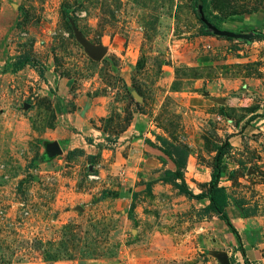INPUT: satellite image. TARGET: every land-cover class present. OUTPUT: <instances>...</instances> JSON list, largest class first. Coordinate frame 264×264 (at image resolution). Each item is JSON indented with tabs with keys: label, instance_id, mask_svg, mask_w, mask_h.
Segmentation results:
<instances>
[{
	"label": "rangeland",
	"instance_id": "rangeland-1",
	"mask_svg": "<svg viewBox=\"0 0 264 264\" xmlns=\"http://www.w3.org/2000/svg\"><path fill=\"white\" fill-rule=\"evenodd\" d=\"M205 13L220 29L264 33V0H207ZM75 30L105 56L93 59ZM243 43L204 34L194 0H0V264H206L221 254L227 234L205 212L207 201H189L163 181L174 163L156 147L161 176L139 170L130 150L143 148L135 139L147 134L186 158L185 180L199 194L208 184L194 182V166L213 165L226 137L242 133L243 151L224 157L220 185L264 248V41ZM60 81L70 93L110 100L109 116L94 122L107 137L74 160L86 170L71 189L49 172L36 183L37 174L5 164L13 159L7 143L19 147L7 139L16 119L42 134L76 108ZM209 87L218 91L214 108L199 107L196 96L186 103ZM254 115L263 119L252 129ZM140 119L145 132L127 138L118 158H105L101 149L117 150L115 135Z\"/></svg>",
	"mask_w": 264,
	"mask_h": 264
},
{
	"label": "crops",
	"instance_id": "crops-1",
	"mask_svg": "<svg viewBox=\"0 0 264 264\" xmlns=\"http://www.w3.org/2000/svg\"><path fill=\"white\" fill-rule=\"evenodd\" d=\"M247 45H251L252 43H243ZM60 93H63V97L67 98L68 96L70 98H74V102L76 105V108L74 110L70 111H63V114H61V118L57 121L55 128L53 130H48L45 133H38L32 130L30 124H28V120H25L23 118L16 119L14 123L10 124V128L8 133L12 130L13 137H11L12 133L9 134L8 141L12 142L14 141L15 144H19L18 148H15L16 146L8 142V146H6V156L10 159V163H5L7 167L11 164L17 167L19 171V175H28V174H37L35 176L34 182H39L40 179H45V177H41L44 174H47L48 172L53 174V177L56 175L59 179V186L62 188H69L71 189L75 185H79V179L80 174L83 173L86 170L85 164L83 161H74L75 159H81L88 156H92L90 153L92 149L96 150L97 147H99L104 142V137H107V133L102 130L98 124H95L94 122H98L100 119H105L110 114V100L108 97H99V98H89V97H83L82 95H78L79 91L76 92H69V89L67 88V83L60 81ZM217 89H214L213 87H209V94H199V93H192L191 99H187V104L191 105L193 104L195 100V96L202 99V103H199V107L205 106L206 108H214L213 103V96H217ZM197 106V105H196ZM206 110V109H204ZM144 117L143 115H141ZM263 119V117H258L254 120H249L250 126L252 127L253 124H258L257 122L259 120ZM143 119H140L138 122L139 124L136 125L135 123L131 122L129 126L124 128L119 135H115L117 137V144L118 148L117 150H107L104 147L101 149L103 151V155L105 158L110 157V160L116 159L119 157L120 152H124V149L126 145L129 142H126L125 140L132 136L133 134L139 135L140 133H144L146 128L143 125L144 121H141ZM261 122V121H260ZM22 128L21 132H18V128ZM154 127V126H152ZM253 129V127H252ZM247 132L248 129H245ZM257 131V130H256ZM255 132V131H254ZM7 133V134H8ZM242 133H234L230 135L229 142L231 144V150L233 152L243 151L242 143L240 135ZM150 134H147L146 137L148 140L153 142L157 147L163 148L158 142L154 141L150 136ZM193 135V133H192ZM237 137V140L233 137ZM246 137H243L245 139ZM135 139V138H134ZM145 140L147 139H140L136 138L135 141L142 143L143 148H132L131 151V157H137L139 159L138 165L139 170L145 173L157 172L158 175L161 176V168L163 167V161L162 157L159 154V148L158 150L156 147L152 148L146 144ZM120 141H123L121 143ZM31 142V145H30ZM32 142L34 146H32ZM195 142H197L196 146L200 147V140L199 136H196L192 138L191 143L195 145ZM53 144H58L61 152L58 155H52L50 153V146ZM28 145H30L28 147ZM20 146H22V149H20ZM24 148L27 150L25 151ZM99 151L100 149L97 148ZM73 151H79L75 154L73 153L72 160H68L67 155L72 153ZM95 152V151H94ZM21 153H24L25 155H21ZM112 153H115L114 155H111ZM128 153V150H127ZM51 154V155H50ZM216 155V154H215ZM19 157V160L17 159ZM41 158L40 160H37L36 158ZM61 157V159H59ZM84 157V158H83ZM37 165L39 168L37 169H31L30 165ZM87 166L89 168L91 167L92 163H89L86 161ZM118 162L111 161L110 162V168L111 172L115 169ZM192 166V165H191ZM189 167V163H188ZM193 167V166H192ZM200 166L196 165L194 166L196 173L193 175V180L197 184H208L211 180V172L213 165H210L209 167H205V169H198ZM101 171L103 172V168L100 166ZM204 168V167H200ZM167 168H164L166 170ZM173 169H170L172 171ZM227 172V171H226ZM39 173V174H38ZM41 173V175H40ZM43 174V175H42ZM107 174V173H104ZM226 174V173H225ZM23 176V175H22ZM40 176V177H39ZM105 176V175H104ZM225 176V175H224ZM224 176L222 178H224ZM55 178V177H54ZM102 175L100 174V179L97 182V185L103 186L105 179H102ZM110 181L113 179L111 177H108ZM187 181V180H186ZM114 182V181H112ZM162 182V181H161ZM189 184V183H188ZM191 187V185H189ZM221 186V185H220ZM193 190V187H191ZM193 192L196 194V192L193 190ZM185 197V196H184ZM189 201H197V200H190L187 197H185ZM207 203L205 206L209 204L208 200H206ZM227 213L234 224L236 230L239 233L240 236V243L237 240V238L232 234V232L228 229L226 224L221 221L218 217L217 219L220 222V225L222 227V230H220L221 235H226L227 245L226 249H222V254H225L228 257V264H264V248L261 244H259L260 236H255V234H250L251 232L246 228L247 231L245 232L242 228V226L248 221V219H245L240 214V211L235 208L234 206L229 205L227 207ZM245 232V233H244ZM229 233V234H228ZM253 235V236H252ZM241 246V248H240ZM208 260L206 264H222L218 256H215V259ZM204 264V263H203Z\"/></svg>",
	"mask_w": 264,
	"mask_h": 264
},
{
	"label": "trees",
	"instance_id": "trees-1",
	"mask_svg": "<svg viewBox=\"0 0 264 264\" xmlns=\"http://www.w3.org/2000/svg\"><path fill=\"white\" fill-rule=\"evenodd\" d=\"M202 1L204 3V13H205V7L207 5V0H202ZM194 3H195V13L197 14V10H196L197 0H194ZM205 17L208 21L212 23V21L206 15V13H205ZM198 19L200 20L199 17ZM200 22L202 24V32L206 35L214 36L212 32L208 30L207 26L201 20ZM250 32L255 33V36L252 39H250L249 41H239V42L251 43L254 40L264 41V33L260 31H256V30L239 31V33H250ZM227 39L234 40V39H229V38ZM258 117H260V115H254L250 118V120H254ZM229 138H230V135L226 137L224 142L217 149L216 155L214 156V161H213L211 180L208 183V187L206 191H203L199 194H195L192 188L189 186V184L185 180L184 170L187 166L186 158L179 156V154H173L167 149L159 148L148 139L145 140V142L149 146L159 148V150L162 151L174 163L175 169L173 171L166 172V177L165 179H163V181L172 183L182 195H184L190 200H197V201L208 200L209 204L204 208L205 212L214 213L221 221H223L226 224L228 229L232 232V234L237 238V240L240 243L241 239H240L239 233L236 230L234 224L232 223L227 213V207L230 205V197L227 194L225 187L220 186V180L226 173V167H225V164L223 163V159L228 154L229 150L231 149ZM76 152H79V151H73L72 153H76Z\"/></svg>",
	"mask_w": 264,
	"mask_h": 264
},
{
	"label": "water",
	"instance_id": "water-1",
	"mask_svg": "<svg viewBox=\"0 0 264 264\" xmlns=\"http://www.w3.org/2000/svg\"><path fill=\"white\" fill-rule=\"evenodd\" d=\"M197 15L200 18V20L207 26L208 30L212 32L213 35L218 36V37H224V38H229V39H234L237 41H249L255 36L254 32L250 33H238V32H233L229 30H223L215 25H213L210 21H208L205 17L204 13V3L202 0H197ZM75 36L77 41L83 46L85 51L93 58L96 60H101L105 54L106 50L102 47H95L92 44H90L84 37L83 35L78 31L75 30ZM61 150L58 146V144H53L50 146V153L52 155H57L60 154ZM218 259L222 264H228V257L225 254H219Z\"/></svg>",
	"mask_w": 264,
	"mask_h": 264
},
{
	"label": "built area",
	"instance_id": "built-area-1",
	"mask_svg": "<svg viewBox=\"0 0 264 264\" xmlns=\"http://www.w3.org/2000/svg\"><path fill=\"white\" fill-rule=\"evenodd\" d=\"M89 179H91V180H97V179H99V177L96 176V175H94V174H92V175L89 176ZM2 215H3V211L0 210V218H1Z\"/></svg>",
	"mask_w": 264,
	"mask_h": 264
}]
</instances>
